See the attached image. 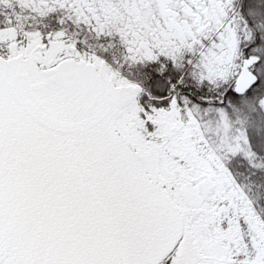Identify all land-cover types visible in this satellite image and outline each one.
I'll list each match as a JSON object with an SVG mask.
<instances>
[{"label": "snow or ice", "instance_id": "obj_1", "mask_svg": "<svg viewBox=\"0 0 264 264\" xmlns=\"http://www.w3.org/2000/svg\"><path fill=\"white\" fill-rule=\"evenodd\" d=\"M0 264H264V0H0Z\"/></svg>", "mask_w": 264, "mask_h": 264}]
</instances>
